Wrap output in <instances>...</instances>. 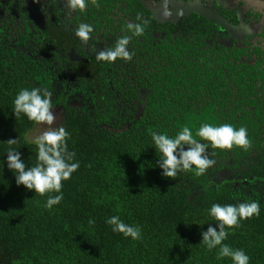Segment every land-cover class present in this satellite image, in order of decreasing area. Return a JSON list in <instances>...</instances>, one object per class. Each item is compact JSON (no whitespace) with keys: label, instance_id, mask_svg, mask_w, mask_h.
Returning a JSON list of instances; mask_svg holds the SVG:
<instances>
[{"label":"trees","instance_id":"16d2710c","mask_svg":"<svg viewBox=\"0 0 264 264\" xmlns=\"http://www.w3.org/2000/svg\"><path fill=\"white\" fill-rule=\"evenodd\" d=\"M140 1L86 0L81 9L68 0H0V264H232L201 244L203 231L218 228L208 210L253 200L260 215L229 228L224 243L264 264V11L244 0L223 7L261 29L246 51L218 40L214 20L160 22ZM81 23L93 28L87 40L75 34ZM126 35L132 59L96 58ZM73 47L81 60L69 59ZM35 87L63 107L80 162L52 209L44 207L52 193L18 186L7 166L9 148L37 163L28 137L37 122L13 111L18 92ZM205 122L246 127L251 143L219 149L196 136L215 164L199 176H164L152 133L175 136L187 125L195 136ZM113 215L142 226V238L113 232Z\"/></svg>","mask_w":264,"mask_h":264},{"label":"clouds","instance_id":"9594fccd","mask_svg":"<svg viewBox=\"0 0 264 264\" xmlns=\"http://www.w3.org/2000/svg\"><path fill=\"white\" fill-rule=\"evenodd\" d=\"M68 2L72 8L82 9L86 6V0H68ZM171 14V10L168 9L166 15ZM127 27L134 35H142L145 30L140 23H129ZM92 31L90 24L81 23L75 34L87 40ZM130 39L127 35L122 37L114 47L99 51L96 58L104 61H116L117 58L132 59L133 53L128 48ZM51 97L52 94L47 89L23 88L16 95L13 111L16 116L23 113L31 121L52 125L56 115ZM70 135L71 133L63 126L38 135L35 138L38 154L34 166H29L22 160V153L18 149L7 150V166L14 172L18 186H26L28 190H35L36 194L52 193L44 204L48 209L61 203L64 199L63 181L69 180L80 167L76 153L68 148L67 141ZM196 136L210 141L212 147L219 149H231L233 146L247 147L251 143L246 127L237 128L230 123L220 125L202 123L196 130L195 136L187 125L175 136H170L166 132H153L152 139L156 149L163 154L159 158V167L163 169L164 176L175 177L180 170L194 171L199 176L215 164L208 154L209 145L196 139ZM17 140L9 139L7 143L13 145ZM260 211L261 205L258 200L239 204L214 203L208 212L217 221L218 228L210 225L206 231H203L201 244L209 250L218 247V257H229L232 264H250L251 257L245 250L233 248L224 241L228 238L229 228L240 226L242 220L254 215L259 216ZM106 222L111 225L113 232L122 233L133 240L142 238V226L126 223L119 215L108 217ZM89 223H95V219L91 218Z\"/></svg>","mask_w":264,"mask_h":264},{"label":"flooded vegetation","instance_id":"af4514ba","mask_svg":"<svg viewBox=\"0 0 264 264\" xmlns=\"http://www.w3.org/2000/svg\"><path fill=\"white\" fill-rule=\"evenodd\" d=\"M230 1L232 2V0ZM140 2L150 12L151 17L160 22L178 21L181 18L190 17L192 14H199L194 10L197 6L209 8L223 17L229 24V27H226L215 21L219 25L218 40L220 38L222 41L233 42L235 46L246 51L249 47L252 48L259 45L256 38L260 37L259 31L261 29L252 20H247L246 12L242 11L232 16L228 11L223 12V7L225 8L229 0H141ZM244 2L246 5L255 6L257 10L264 11V0H244ZM168 9L171 10L172 14L167 16L165 10L167 11ZM181 11L182 14H180ZM187 12L190 13L187 14ZM72 49L68 52L69 59L71 61L81 60L83 58L82 55L76 51L75 47Z\"/></svg>","mask_w":264,"mask_h":264},{"label":"rangeland","instance_id":"374dc122","mask_svg":"<svg viewBox=\"0 0 264 264\" xmlns=\"http://www.w3.org/2000/svg\"><path fill=\"white\" fill-rule=\"evenodd\" d=\"M165 14H166V10H165ZM53 111L55 112V115H56V119L54 120L53 124L48 125L47 123H36L34 128L28 134V137L31 140L35 141V138L38 135L42 134L44 131H47L52 128H59L63 126V123H64L63 122V107L62 106L55 107L53 108Z\"/></svg>","mask_w":264,"mask_h":264},{"label":"water","instance_id":"95a60500","mask_svg":"<svg viewBox=\"0 0 264 264\" xmlns=\"http://www.w3.org/2000/svg\"><path fill=\"white\" fill-rule=\"evenodd\" d=\"M187 10V9H186ZM194 10L196 12H198L200 15H203L211 20H214L216 21L217 23L219 24H222L226 27H229V24L228 22L223 18L221 17L219 14H217L216 12H214L213 10L209 9V8H206V7H202V6H197L194 8ZM190 12H187V14H189ZM74 51V49H72Z\"/></svg>","mask_w":264,"mask_h":264}]
</instances>
